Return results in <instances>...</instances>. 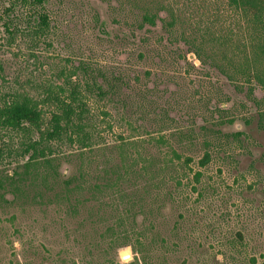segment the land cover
<instances>
[{"label": "rangeland", "instance_id": "1", "mask_svg": "<svg viewBox=\"0 0 264 264\" xmlns=\"http://www.w3.org/2000/svg\"><path fill=\"white\" fill-rule=\"evenodd\" d=\"M10 3L13 15L0 18V101L12 89L35 95L37 86L79 83L90 148L81 158L75 145L52 144L59 180L81 173L94 183L121 159L130 174L118 182L120 199L84 192L74 216L67 204L0 191V264H264V92L255 87L254 105L207 62L225 65L217 35L243 47L241 16L224 0L180 4L191 46L167 41L160 24L135 31V10L122 0H48L49 30L38 38L33 10L19 0H0V14ZM104 79L115 89L100 97L93 81L105 88ZM52 111L44 108L47 118ZM9 138L0 130V149ZM2 155L0 171L12 169L14 157Z\"/></svg>", "mask_w": 264, "mask_h": 264}, {"label": "trees", "instance_id": "2", "mask_svg": "<svg viewBox=\"0 0 264 264\" xmlns=\"http://www.w3.org/2000/svg\"><path fill=\"white\" fill-rule=\"evenodd\" d=\"M47 1L19 0L23 7L33 10L32 20L36 25L33 34L38 38L45 37L49 30V16L44 11V4ZM194 1L185 0L186 4L182 3V5L180 0H122L121 6H131L135 10L132 22L135 31L145 34L160 24L170 43L182 41L187 45L195 46L196 35L190 37L191 41H189L188 34L183 29L186 21L180 8V4L187 8V5L194 4ZM224 2L228 8L241 16L248 39L243 47H239L235 39L230 38L229 35H217L214 37V43L217 44L216 49L220 51L225 65L218 63L217 57L212 55L207 57V62L218 68L239 92L243 93L245 90L248 100L258 106L254 89L258 87L264 92V0H224ZM15 8V4L10 3L9 7L3 8L0 18L4 15L9 18ZM3 29L9 36L17 33L11 19L3 23ZM147 41L146 37L142 38L143 43ZM192 52L201 64H206V60L198 51L193 49ZM74 74L75 72L71 73L70 78ZM104 82L105 88L104 85L93 81L95 91L100 97L110 96L115 89L113 84V86L108 85V80L104 79ZM84 86L93 89L88 83ZM82 88L79 83L66 79L59 86H37L35 95L30 92V88L12 89L6 93L0 101V130L7 136L10 135L8 142L11 141L13 145L1 148L0 158L6 152L9 157H14L16 162L14 161L15 165L12 169L0 171V191L7 190L14 199H25L26 202L39 200L40 204L45 205L67 204L72 216L77 214L80 197L84 192L94 200L105 192L110 194L120 192L118 182L130 174L123 159L118 164L113 163L111 167L101 169L102 174H97L94 183H89L81 173L63 181L59 180L58 165L50 157L54 143L68 142L77 146L81 158L85 155L83 152L90 148V121ZM44 108H52L49 118L46 117ZM245 123L249 124L248 121ZM257 127L264 130L262 112H258ZM239 134L241 133L237 136ZM172 153L177 159L179 158L174 152ZM19 159H22V163L18 161ZM209 161L210 157L205 153L199 164L203 167ZM189 162L191 159L184 161L186 165ZM99 176L103 177L99 178ZM199 177L200 174L194 176L196 181ZM35 181H38V186L33 188ZM116 196L119 198L121 195L116 194ZM122 234L124 235V232ZM128 245V242L122 241L119 247Z\"/></svg>", "mask_w": 264, "mask_h": 264}]
</instances>
